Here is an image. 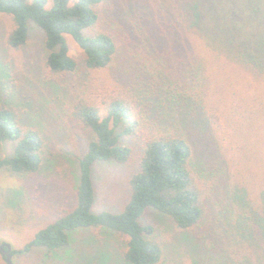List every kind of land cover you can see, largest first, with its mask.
I'll use <instances>...</instances> for the list:
<instances>
[{
	"label": "trees",
	"instance_id": "16d2710c",
	"mask_svg": "<svg viewBox=\"0 0 264 264\" xmlns=\"http://www.w3.org/2000/svg\"><path fill=\"white\" fill-rule=\"evenodd\" d=\"M103 2L0 0V14L11 22L4 46L18 53L27 43L28 24L33 22L43 31L45 69L53 80L72 74L76 69L66 35L83 51L88 72L98 77L113 65L117 49L113 35L99 28L97 8ZM210 8L205 0H192L189 13L192 26L203 29L205 11ZM263 12L256 11V19H250L242 30H220L224 33L217 42L219 47L217 53L212 54V60L195 52L196 37L188 31L170 38L167 45L171 50L167 51H161L160 41L155 45L156 38L150 40L153 48L152 51L146 49L149 55L144 56L146 62L142 65L145 73L152 76L155 89L173 97L170 101L181 107L178 117L181 123L192 128V137L186 132L149 131L144 126L139 101L133 95L127 97V93L118 92L98 104L83 97V90L76 91L69 116L90 132L91 138L77 158L79 178L75 207L39 229L23 248L11 250V254L44 247L50 256L68 245L71 231L96 228L117 233L122 244L121 254L127 263L158 264L163 258V248L153 237V227L141 220L146 210L153 209L167 216L176 232L192 231L194 235L195 229H199L209 216V199H218L220 216L209 232L217 233L216 236L214 233L217 243L213 249L222 257L220 264H264V176L258 184V194L252 195L243 181L247 176L237 177L231 165L225 164L220 150L225 140L232 137H244L247 143L258 138L264 143V100L256 94L264 89V15L262 19L259 17ZM175 49L192 50V54L184 60L177 58L180 61L176 65L165 55ZM16 58L20 56L17 54ZM117 129L120 130L117 132ZM137 134L142 138L143 149L139 170L129 178L128 200L117 213H93V164L107 160L127 163L132 158L131 148L120 144L119 136ZM7 142L13 143V153L0 158V168L23 176L39 171L45 145L40 130L25 124L22 113L15 106L0 101V144ZM198 143L203 148L197 150V155L206 149L205 156L209 153L217 157L223 165V174L219 170L210 178L201 175L202 169L195 160V144ZM250 155L251 151H242L239 161L246 163L245 158ZM255 165H260L264 173V152L261 150L255 157ZM216 169H221L219 162ZM245 228L250 233H246ZM196 238L198 242L205 240L206 228H201Z\"/></svg>",
	"mask_w": 264,
	"mask_h": 264
},
{
	"label": "rangeland",
	"instance_id": "374dc122",
	"mask_svg": "<svg viewBox=\"0 0 264 264\" xmlns=\"http://www.w3.org/2000/svg\"><path fill=\"white\" fill-rule=\"evenodd\" d=\"M205 5L212 8L205 11L201 32L197 26H192V15L189 14L192 12V0H104L97 8L99 28L109 31L115 39L117 49L113 65L100 72L98 77L90 74L84 65L83 51L71 36L66 35L76 69L58 80H53L45 69L43 31L29 22L27 43L14 53L4 46L11 22L0 14V101L15 106L22 113L23 122L37 127L45 140L44 160L38 172L23 176L5 167L0 168V245L9 244L11 250L23 248L39 229L75 207L79 178L77 158L85 151L91 138V133L69 116V106L76 97V91L83 90V97L98 104L118 92L127 93V97L133 95L140 102V114L149 131L186 132L188 137H192V128L181 123L178 117L181 107L170 101L173 97L155 89L152 76L145 73L146 68L142 65L146 62L144 56L149 55L146 49L152 51L153 48L150 40L156 38L155 45L160 41L161 51H167L171 50L167 45L170 38L179 37L181 31H188L189 35L196 37L195 52L212 60V54L217 53L219 47L217 42L224 33L220 30H242L250 19H256V11H264V0H205ZM263 15L264 12L259 17L262 19ZM142 50L144 52H140ZM175 51L165 55L170 63L176 65L179 59L184 60L192 54V50ZM17 54L20 56L18 59ZM163 71L167 72L166 69ZM262 90L256 94L264 100ZM119 142L131 148L132 158L127 163L107 160L93 164V213H117L129 198V178L139 170L142 138L139 134L121 135ZM189 142L192 145L191 139ZM201 147L199 143L195 144V160L202 169L201 175L210 178L219 170L223 174V165L217 157L208 151L205 156L206 149L197 155ZM263 147L264 143L258 138L247 143L244 137H232L225 140L223 148H220L225 164L231 165V171H235L237 177L240 174L247 176L243 181L252 195L258 194V184L264 176L261 166L255 165V157L260 150L264 152ZM12 149L11 142L0 144V158L11 155ZM242 151H251L250 157L245 158L246 163L239 161ZM206 159L209 161H198ZM218 162L221 169H216ZM220 203L218 199H209V216L199 229H195L194 235L192 231L176 232L167 216L147 209L141 220L153 227V237L163 248V258L158 264H220L222 257L213 249L217 243L214 233L215 236L217 233L209 232L215 227L214 220L220 216ZM201 228H206L207 238L199 239L200 243L196 237L201 234ZM121 252L122 244L115 231L77 228L69 233L68 245L53 255L48 256L44 247H33L27 253L12 254V262L129 264ZM0 264H5L1 254Z\"/></svg>",
	"mask_w": 264,
	"mask_h": 264
},
{
	"label": "water",
	"instance_id": "95a60500",
	"mask_svg": "<svg viewBox=\"0 0 264 264\" xmlns=\"http://www.w3.org/2000/svg\"><path fill=\"white\" fill-rule=\"evenodd\" d=\"M0 254L3 257L5 264H13L11 247L9 244L0 245Z\"/></svg>",
	"mask_w": 264,
	"mask_h": 264
}]
</instances>
